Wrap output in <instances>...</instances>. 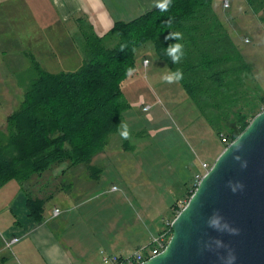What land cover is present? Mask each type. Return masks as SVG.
I'll return each instance as SVG.
<instances>
[{"label": "trees", "instance_id": "1", "mask_svg": "<svg viewBox=\"0 0 264 264\" xmlns=\"http://www.w3.org/2000/svg\"><path fill=\"white\" fill-rule=\"evenodd\" d=\"M247 2L256 14L264 11V0ZM169 18L171 25L165 23ZM79 31L83 64L78 69L51 72L31 55L33 76L25 100L9 116L6 131H0V186L41 176L64 161L90 166L131 106L124 82L134 74L137 55L145 47L166 60L173 73H182L179 81L192 101L230 141L264 110V95L213 0H171L166 12L155 8L117 21L102 36L79 19ZM171 32H179L180 38L165 39ZM173 43L182 45L175 64L166 50ZM45 204L43 198L29 196L30 215L43 220Z\"/></svg>", "mask_w": 264, "mask_h": 264}, {"label": "rangeland", "instance_id": "2", "mask_svg": "<svg viewBox=\"0 0 264 264\" xmlns=\"http://www.w3.org/2000/svg\"><path fill=\"white\" fill-rule=\"evenodd\" d=\"M225 1L213 0L214 11L226 25L234 43L243 54L252 72L258 93L264 95V11L256 14L247 0H228L229 7L226 8ZM30 11L31 14L26 12L22 17L6 13V17H11L6 19L0 8V131H6L9 116L18 111L25 100V92L29 88L33 76L31 55L34 54L43 68L51 72L73 71L83 64V60L82 62L76 60L67 62L46 57L56 53H54L53 46L48 43L47 31L49 33L52 30L54 33L60 34L61 38H65L68 37L67 34L71 29L69 31L67 28L68 33L61 34L65 32L66 28L62 30L58 27L56 15L48 5L40 7L36 12L35 10ZM22 32L23 35L27 33L28 38L33 41L31 43L23 41L25 38L23 37L22 40ZM70 36H72L70 41L73 45L74 43L79 44V36H75V33ZM35 46L39 47V50H35ZM144 56L151 60L149 67H145L143 64ZM137 57L136 70L131 75L135 77L136 83L131 80L126 83L128 77L124 82V90L131 104L129 108L135 109L132 105L135 106L137 101V107L141 114L138 112L137 115H134L136 116L135 121L127 122L126 125L129 131L143 129L142 135L130 134L128 139H123L121 136V132L124 130L121 126L123 122H120L119 130H121L113 133L106 149L92 158L93 163H90L92 168L88 163L81 162L72 165L70 161H64L45 171L40 180H46L47 176H51L50 179L54 178L56 184L59 182L64 184L66 190L65 192L64 189L58 187L53 189L55 194L48 200L47 206L45 205L44 218H50L54 207L59 205L64 207L61 218L69 220L68 223L71 226L73 221L80 218L81 202L79 201L85 199V205L81 207V212L83 220L89 225L95 221L94 218H97L96 225L100 226L105 224L108 218L128 217L132 219L136 242L131 250L133 252L148 247L150 244L145 246L144 243L148 241L151 243L153 236L159 235L168 227L169 220L167 219L170 218V221H173L178 215L179 208L183 209L185 206V201L177 203L176 209L171 211L173 205L180 199V194L172 192L174 190L169 182L170 178L162 175L165 172H170L168 161L176 172L180 168L189 167V176L184 180L191 183L194 173L198 170L203 171L202 163L209 161L212 165L215 161V149L218 148V145L223 147L222 135L210 131L211 129L205 132V125L198 121L188 125V121L194 116L191 111L195 105L185 91L180 92L183 87L176 90L174 82L164 83L171 93L170 95L164 94L165 100H163L161 108L158 109L160 114L156 115L155 122L149 121V113L143 111L144 105L141 103V96L142 93H148L150 88L142 82V79L146 74L152 75L158 70L162 72V67L160 70L162 65L167 69L168 63L166 64L165 60L163 61L157 54L155 55L153 49L147 47L140 50ZM129 116L131 120L132 111L129 112ZM161 124L167 129L158 133ZM194 126L197 128L196 133L192 130ZM191 131L195 133V137L192 136ZM200 135L203 138H200ZM125 141L131 145L130 148L124 147L123 142ZM118 143L119 145L121 143L123 147L120 148ZM95 168H100L101 173L109 179L107 189L110 192H104L109 197L107 201L103 199L105 196L101 187L103 182L99 179H93L97 186L88 189L84 194V199L77 194L76 189L79 182L86 185L88 181L85 180H92L89 177ZM35 176L40 175L36 174ZM125 182H129V186H125ZM113 183L121 186V189L115 191ZM28 184L29 182L24 188H30ZM33 186L36 187V184ZM33 186L32 188L35 189ZM71 188L73 193H71L72 190H69ZM14 193L15 191L12 196ZM25 225L30 227L26 222ZM140 244L142 248H140ZM20 246L23 249V242ZM12 249L17 251L14 246ZM70 253L73 254V252ZM12 262L11 264H16L13 259ZM99 263L98 259L94 262V264ZM77 264H84V262L77 260ZM102 264H105L103 259Z\"/></svg>", "mask_w": 264, "mask_h": 264}, {"label": "crops", "instance_id": "3", "mask_svg": "<svg viewBox=\"0 0 264 264\" xmlns=\"http://www.w3.org/2000/svg\"><path fill=\"white\" fill-rule=\"evenodd\" d=\"M155 3L156 0H0V8L4 15L8 13L11 16L16 17L19 15V17H22L23 13L29 12L31 14L32 12L30 10H35L36 12L40 7L48 5L56 15V23H58V27L62 30L63 28H66L65 32L61 34L64 35L68 33L67 28L69 31L71 29V31L67 34L68 37L65 38H61L60 34L58 35L52 30L49 31V33L47 31L46 35L49 37L48 43L53 46L54 53H56L53 56L49 55L46 57L55 60L61 59L67 62L75 60L82 62L83 53L81 52L80 44L74 43L73 45L70 41L72 39V36H70L72 33H75V36L80 33L79 19L86 20L92 24L94 31L99 36H102L114 26L115 22L130 21L152 9H155ZM24 17L29 18L25 15ZM8 18L11 17H6V19ZM23 37L25 40H23ZM28 37L29 35L26 33L22 36V40L26 43H31L33 40ZM34 49L39 50V47L35 46ZM153 53L156 55L154 50ZM34 57L36 58L35 55ZM147 59L148 58L144 56L143 64L145 67H149L151 64V60L149 59V63L146 64L145 61ZM165 63L167 64L168 62L165 60ZM167 66V69H165V66L163 65L160 66V70L162 67V72L158 70L152 75L146 74L145 78L142 79V82L146 83L150 88L148 93H142L141 103L144 105L143 111L149 113L148 119L151 122H155L156 115L160 114L158 109L161 108L163 100H165V95H170L171 93L170 89L164 85V83H166L164 77L173 74L169 64H167ZM130 80L136 83L135 77L133 76L129 77L126 83ZM174 83L176 90L177 88L182 89L183 86L179 80L174 81ZM183 91L187 93L184 88L180 92ZM137 104L136 101L135 106L132 105L135 109L129 108L125 111V115H123L121 122L126 124L127 122L135 121L134 118L136 116L134 115H137L138 112L141 114ZM131 111L133 112V116L130 120L129 112ZM191 114L194 116L188 121V125H192V122L198 121L200 124L205 125V132H208V129L217 132L196 105L195 108L192 109ZM165 129L167 128L161 124L158 128V133L163 132ZM196 129L195 126L192 127V130L195 133ZM142 132L143 129L129 131L130 134L139 136L142 135ZM198 132L200 131L198 130ZM195 133L191 131L193 137H195ZM200 138L203 137L200 135ZM222 144L224 146L223 142ZM123 145L126 149L131 147L127 141L123 142ZM118 146L120 148L123 147L121 143L120 145L118 143ZM220 146L221 145H218V148L215 149V160L223 151V147ZM205 162L210 163L209 161ZM91 163H93V160ZM168 165L170 172H165L162 175L163 177L170 178L169 182H171L172 189L174 190L172 192L180 194V199L175 204L184 202L195 185V174L200 171L198 170L194 173V177H192V182L190 183L184 180L185 177L189 176V167L187 168L186 166L185 169L180 168L179 171L176 172L174 167L170 165V161H168ZM98 169L99 170L95 168L97 171L94 170L95 172L90 173L91 177H89V179L92 180H85L88 181L86 185H82V182H79L76 191H78L77 194L79 196H82V199H84V194L88 189L97 186L95 182H93V179H99L103 182L101 185L104 190L103 194L105 195L103 196V199L104 201L109 200V197L104 193L107 191L110 192V190L107 189L109 179L101 173L102 170L100 171V168ZM41 176H43V174ZM41 176H34L35 178L33 177L25 182H20L14 179L0 186V264H11L13 263L12 259L16 264H77V260H82L84 264H94L97 259L100 261L99 264H102L101 250H105L110 254L123 256H128L134 253L131 251L136 244L132 219H129L128 217L122 219H119V217L112 219L108 218L107 222L100 226L96 225L95 221H97V218H94L95 221H92L91 225H89L88 222L83 220L81 212V207L85 205V199V201H79L81 202L79 209L80 218L73 221V225L71 226L68 223L69 220L61 218V215L64 213V207L62 208L59 205L54 207L50 218L38 220L30 215L27 205L29 196L43 198L46 201L45 205L47 206L48 200L55 194L53 191L55 187L64 189L66 192L64 184L60 182L56 184V181L53 180L54 178L50 179L51 176H47L46 180L40 181L42 179ZM53 176L56 178L58 177L55 175ZM28 182L30 188H24ZM34 184H36V187L33 186ZM129 184V182H125L124 185L129 186ZM32 186L35 189H33ZM113 186L117 187L115 191L121 189V186H118L115 183H113ZM69 190H72L71 193L74 192L72 188ZM13 191H15V193L12 196ZM111 203L114 202L111 201ZM55 209H59V214H54ZM171 211H173V207ZM167 220L170 221L171 219L168 218ZM25 222L29 224L30 227H27ZM22 242L23 249L20 246ZM144 244L146 246L150 244V241ZM13 246L16 247L17 251L12 249ZM140 248H142L141 244ZM70 252H73V254Z\"/></svg>", "mask_w": 264, "mask_h": 264}, {"label": "water", "instance_id": "4", "mask_svg": "<svg viewBox=\"0 0 264 264\" xmlns=\"http://www.w3.org/2000/svg\"><path fill=\"white\" fill-rule=\"evenodd\" d=\"M139 264H264V110L199 182L167 247Z\"/></svg>", "mask_w": 264, "mask_h": 264}, {"label": "built area", "instance_id": "5", "mask_svg": "<svg viewBox=\"0 0 264 264\" xmlns=\"http://www.w3.org/2000/svg\"><path fill=\"white\" fill-rule=\"evenodd\" d=\"M229 3L230 2L228 0L225 1L226 8L229 7ZM145 62L146 64H148L149 60L147 59ZM222 142L228 145L232 141H230L226 135L222 134ZM211 166L212 165L208 162L202 163L203 171L195 174V183H194L195 187L198 186L199 182L202 180L204 175L209 171ZM116 188L117 187L114 186V189ZM54 214L55 215L59 214V209H55ZM171 236H172V221H169L168 227L165 230L161 231L159 235L154 236L148 247L139 249L133 254H130L128 256L109 254L105 250H102L101 253H102L103 262L105 264H139L145 262L151 257L160 254L167 247Z\"/></svg>", "mask_w": 264, "mask_h": 264}, {"label": "clouds", "instance_id": "6", "mask_svg": "<svg viewBox=\"0 0 264 264\" xmlns=\"http://www.w3.org/2000/svg\"><path fill=\"white\" fill-rule=\"evenodd\" d=\"M170 3H171V0H156V3L154 4V6L159 11L166 12L169 8ZM165 23L168 25H171V19L169 18L168 20L165 21ZM180 36H181V34L179 32H176V33L171 32V33H169L168 36L165 37V39L174 38L175 40H177L180 38ZM181 49H182V45L179 43L170 44L166 49L167 55L172 58V61L174 64L179 62V60H180V57L182 55ZM178 53H180V55H177ZM181 78H182V73L179 70H177L175 73L165 76L164 80L168 83H172L174 81H178ZM121 126L124 129L121 132V136L124 139H128L129 135H130L129 130H128V126L126 124H123V123ZM237 159H239V157H237ZM241 187H242V185H241ZM234 190L235 189H233V191ZM212 223L214 224V221Z\"/></svg>", "mask_w": 264, "mask_h": 264}]
</instances>
